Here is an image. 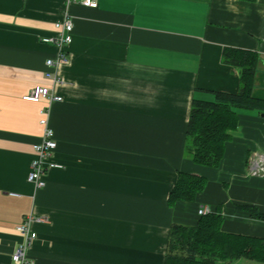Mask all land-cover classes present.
<instances>
[{
	"label": "crops",
	"instance_id": "0c3cea01",
	"mask_svg": "<svg viewBox=\"0 0 264 264\" xmlns=\"http://www.w3.org/2000/svg\"><path fill=\"white\" fill-rule=\"evenodd\" d=\"M64 0H0V264L25 242L16 230L32 215L33 264H161L172 223L194 225L197 210L220 206L222 230L264 238V177L250 160L264 154V113L238 109L217 167L186 155L194 97L235 93L239 71L224 47L255 52L252 95L264 99V0H96L68 13L72 41L58 82L45 76L56 55L54 22ZM34 85L60 101L22 99ZM60 167L45 186L28 180L40 109ZM207 179L192 202L169 205L178 172Z\"/></svg>",
	"mask_w": 264,
	"mask_h": 264
},
{
	"label": "trees",
	"instance_id": "16d2710c",
	"mask_svg": "<svg viewBox=\"0 0 264 264\" xmlns=\"http://www.w3.org/2000/svg\"><path fill=\"white\" fill-rule=\"evenodd\" d=\"M221 59L239 71V89L235 93L209 90L208 97H194L186 129V155L194 163L207 167L220 164L231 138L230 131L238 123V109L264 113V99L252 95L258 55L246 49L224 47ZM206 183L204 176L178 172L169 193V205L194 201ZM241 208L253 218L264 219L255 206ZM222 224L220 206L198 215L194 225L172 223L161 264H240L237 262L244 260L264 264V238L225 232Z\"/></svg>",
	"mask_w": 264,
	"mask_h": 264
},
{
	"label": "built area",
	"instance_id": "2783aa9c",
	"mask_svg": "<svg viewBox=\"0 0 264 264\" xmlns=\"http://www.w3.org/2000/svg\"><path fill=\"white\" fill-rule=\"evenodd\" d=\"M74 3H79L84 6H94L96 5V0H64V11L60 19L56 20L53 24L55 36L44 37L42 39L44 42L54 44L57 48L56 55L45 61L47 68L50 69L45 72V76L53 82H58L59 80L56 70L57 67L60 64L66 63L69 58L65 47L72 41L73 25L68 13V8ZM22 99L32 102H39L43 99L60 101L62 97L57 95L49 86L34 85L25 95L22 96ZM48 117L49 110L44 108L40 109L39 124L42 127V136L41 140L33 145L34 158L30 163V171L28 173V180L32 182L36 188H42L45 186V175L49 169L61 166L53 159L56 141L54 139L53 130L49 125ZM250 175L254 177H264L263 153H255L251 156ZM207 212H209V208L206 206H201L197 210L198 215H204ZM32 220V215H28L24 218L21 224L16 226V230L24 235L25 242L20 244L12 253V264H33V261L29 259L26 252L30 242L36 236V233L30 228Z\"/></svg>",
	"mask_w": 264,
	"mask_h": 264
},
{
	"label": "rangeland",
	"instance_id": "374dc122",
	"mask_svg": "<svg viewBox=\"0 0 264 264\" xmlns=\"http://www.w3.org/2000/svg\"><path fill=\"white\" fill-rule=\"evenodd\" d=\"M237 263H240V264H255L254 262H250V261H246V260H244V261H239V262H237Z\"/></svg>",
	"mask_w": 264,
	"mask_h": 264
}]
</instances>
